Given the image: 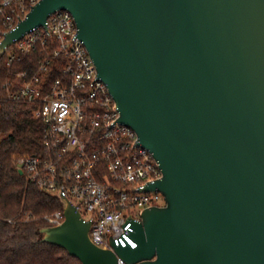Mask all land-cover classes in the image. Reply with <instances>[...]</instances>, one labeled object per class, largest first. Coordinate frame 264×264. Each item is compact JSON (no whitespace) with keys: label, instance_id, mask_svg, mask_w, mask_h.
<instances>
[{"label":"water","instance_id":"water-1","mask_svg":"<svg viewBox=\"0 0 264 264\" xmlns=\"http://www.w3.org/2000/svg\"><path fill=\"white\" fill-rule=\"evenodd\" d=\"M74 17L119 121L158 160L144 187L165 204L134 224L135 248L96 245L67 197L42 240L81 264H264V0H39L7 32ZM18 172L22 174L19 166Z\"/></svg>","mask_w":264,"mask_h":264},{"label":"built area","instance_id":"built-area-1","mask_svg":"<svg viewBox=\"0 0 264 264\" xmlns=\"http://www.w3.org/2000/svg\"><path fill=\"white\" fill-rule=\"evenodd\" d=\"M39 0H0V43ZM47 28H32L6 46L2 82L8 100L33 105L42 124L40 150L21 156L17 168L26 179L70 203L90 220V238L98 246H137L134 224L145 208L165 204L163 194L144 187L162 176L159 162L136 132L119 121V110L95 64L72 13L49 14ZM11 45L13 51L8 52ZM40 46L34 69L16 64ZM164 200V204H159ZM60 224L63 208L43 216ZM117 264H132L117 255Z\"/></svg>","mask_w":264,"mask_h":264},{"label":"trees","instance_id":"trees-1","mask_svg":"<svg viewBox=\"0 0 264 264\" xmlns=\"http://www.w3.org/2000/svg\"><path fill=\"white\" fill-rule=\"evenodd\" d=\"M39 52L37 45L16 68L34 69ZM6 72L0 55V264H81L64 247L41 239L40 229L48 226L43 216L61 209L62 202L18 172V158L40 150L42 124L31 103L5 98Z\"/></svg>","mask_w":264,"mask_h":264},{"label":"rangeland","instance_id":"rangeland-1","mask_svg":"<svg viewBox=\"0 0 264 264\" xmlns=\"http://www.w3.org/2000/svg\"><path fill=\"white\" fill-rule=\"evenodd\" d=\"M14 48H15V45H11L10 48H9V50H8V52L13 51ZM0 137H1V135H0ZM159 204H164V200H160L159 201Z\"/></svg>","mask_w":264,"mask_h":264}]
</instances>
